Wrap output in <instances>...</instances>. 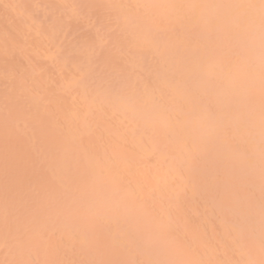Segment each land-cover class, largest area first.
Returning <instances> with one entry per match:
<instances>
[{"label": "bare ground", "instance_id": "1", "mask_svg": "<svg viewBox=\"0 0 264 264\" xmlns=\"http://www.w3.org/2000/svg\"><path fill=\"white\" fill-rule=\"evenodd\" d=\"M0 264H264L261 0H0Z\"/></svg>", "mask_w": 264, "mask_h": 264}, {"label": "snow or ice", "instance_id": "2", "mask_svg": "<svg viewBox=\"0 0 264 264\" xmlns=\"http://www.w3.org/2000/svg\"><path fill=\"white\" fill-rule=\"evenodd\" d=\"M261 8L264 9V0H261Z\"/></svg>", "mask_w": 264, "mask_h": 264}]
</instances>
